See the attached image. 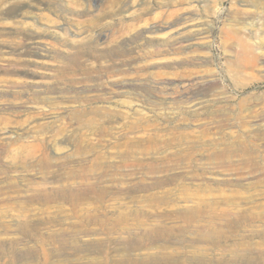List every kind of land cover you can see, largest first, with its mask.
I'll list each match as a JSON object with an SVG mask.
<instances>
[{"label":"rangeland","instance_id":"374dc122","mask_svg":"<svg viewBox=\"0 0 264 264\" xmlns=\"http://www.w3.org/2000/svg\"><path fill=\"white\" fill-rule=\"evenodd\" d=\"M142 118L152 174L112 144ZM83 133L114 165L100 204L0 203V264H264V0H0V136L59 159Z\"/></svg>","mask_w":264,"mask_h":264},{"label":"bare ground","instance_id":"6f19581e","mask_svg":"<svg viewBox=\"0 0 264 264\" xmlns=\"http://www.w3.org/2000/svg\"><path fill=\"white\" fill-rule=\"evenodd\" d=\"M5 122L9 123L8 120ZM127 128L112 143L118 149L117 153L121 159L117 168L132 167L135 170L145 171V174L156 172L159 168L155 163L166 159V153L162 152V149L166 148V134L162 135L160 129L143 118ZM77 141L73 154L55 159L50 152L54 145L41 136L35 137L32 141H26L21 137L6 141L0 136V179H3L0 181V203H9L11 209L16 208L26 216L36 214L32 213L34 211H32L33 207L31 208L36 203L47 206L56 200H65L74 208H79L80 205L90 200L99 203L105 194V190L100 188L104 183L101 179L105 174H101L105 169L112 168L114 165L110 163V157L106 153L97 149V146L104 145L102 141L94 144L84 133L77 137ZM153 155L159 156L154 157ZM224 155L222 152L216 153L217 159L219 157L223 159ZM74 157L79 159L78 164L68 166L69 160ZM20 168L23 172L30 173L39 170L41 173L54 177L57 184L48 186L43 182L23 179L22 182L26 185V189H23L21 178L16 175ZM153 197L154 195L148 196L150 199ZM45 211H47L46 208H41L38 212ZM80 211H78L79 214ZM7 212L9 211L6 208L0 209V215Z\"/></svg>","mask_w":264,"mask_h":264}]
</instances>
